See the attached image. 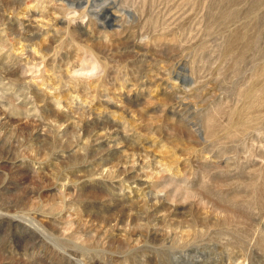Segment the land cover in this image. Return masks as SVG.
Masks as SVG:
<instances>
[{
  "label": "rangeland",
  "instance_id": "374dc122",
  "mask_svg": "<svg viewBox=\"0 0 264 264\" xmlns=\"http://www.w3.org/2000/svg\"><path fill=\"white\" fill-rule=\"evenodd\" d=\"M0 264H264V0H0Z\"/></svg>",
  "mask_w": 264,
  "mask_h": 264
}]
</instances>
